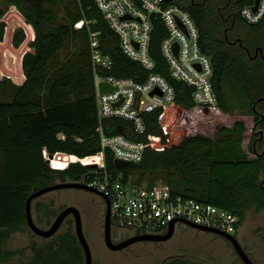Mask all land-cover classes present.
Here are the masks:
<instances>
[{"label": "trees", "instance_id": "trees-1", "mask_svg": "<svg viewBox=\"0 0 264 264\" xmlns=\"http://www.w3.org/2000/svg\"><path fill=\"white\" fill-rule=\"evenodd\" d=\"M170 4L187 11L198 29L199 47L212 65L217 107L195 104L192 89L170 78L160 51L165 29L156 19L149 53L154 72L173 86L176 107L165 128L158 122L160 111L144 113L142 136L135 135L126 121H103L106 135L121 132L146 145L143 159L124 168L116 167L106 151V169L123 182L147 188L162 183L173 195L236 214L242 224L247 210L264 209V112L258 109L264 104V15L255 24L244 20L241 11L252 7L254 0H170ZM11 6L28 31L23 27L4 35L3 19ZM92 32L100 33V48L113 62L110 69L98 70L100 75L145 79L147 72L121 52L117 35L94 0H0V43L8 39L15 51L0 49V72L9 77H0V264L26 250L32 256L24 264H82V250L71 230L40 247L7 250L3 245L26 227L31 194L55 183L80 181L90 168L67 161L100 151L89 47ZM27 42H31L28 51L22 49ZM64 50L69 55L62 59ZM7 54H13L12 67L7 66ZM204 112L216 116L196 117ZM43 150L53 168L44 160ZM52 205H35L38 222L43 218L46 226L51 225L57 216ZM164 264L196 263L176 257Z\"/></svg>", "mask_w": 264, "mask_h": 264}, {"label": "built area", "instance_id": "built-area-1", "mask_svg": "<svg viewBox=\"0 0 264 264\" xmlns=\"http://www.w3.org/2000/svg\"><path fill=\"white\" fill-rule=\"evenodd\" d=\"M94 2L117 35L121 52L138 63L147 72V76L138 82L131 78L100 75L98 70L110 69L113 62L100 48V33H90V58L98 119L96 132L100 151L82 159L76 157L75 161H67V165L79 162L90 168L78 182L107 197L113 228L128 230L135 235H162L168 231L172 221H176L175 226L185 221L236 237L241 226L236 214L210 203L173 195L170 188L162 183L147 188L130 181L123 182L106 169V151L112 155L113 161L119 160L129 165L143 159L146 145L121 132L106 135L103 121H126L135 135L142 136L146 132L144 113L160 111L158 122L165 128L176 107L175 90L164 76L154 72L155 62L149 53L151 32L156 19L161 21L165 29L166 35L160 44V51L167 63L170 78L188 85L192 89L191 99L197 105L215 108L217 97L211 84V62L199 47V32L187 11L166 0ZM151 15H154L153 20ZM241 15L250 24L258 23L264 15V0H259L257 11L246 7ZM82 24V21L77 23L75 28H81ZM101 83L109 85L112 90L101 92ZM57 137L63 139L62 134ZM42 156L52 167L45 150Z\"/></svg>", "mask_w": 264, "mask_h": 264}, {"label": "rangeland", "instance_id": "rangeland-1", "mask_svg": "<svg viewBox=\"0 0 264 264\" xmlns=\"http://www.w3.org/2000/svg\"><path fill=\"white\" fill-rule=\"evenodd\" d=\"M17 12L18 11L13 6L7 10L3 19L6 25L4 35L6 30H11L13 33L14 23H17L23 30L25 28L28 31L27 26L23 24L22 18ZM8 26L9 28H7ZM7 40L8 39L0 43V49L15 52L12 49L13 46L11 45V41L7 43ZM30 43L31 42L25 43L22 49L24 48V50L27 49L28 51ZM12 55L13 54L6 55V63L8 57L11 58L13 63L14 57H12ZM68 55L69 53L66 50L60 53L62 59L66 58ZM0 77L7 76L0 72ZM11 81L16 82L13 79H11ZM241 101L242 100H240L239 106L244 107L245 103ZM235 104L237 107V101ZM258 109L264 112V104L258 105ZM215 116L216 114L210 112L196 115V117L201 119H209ZM137 177V175H134V179ZM50 202L53 203L51 208L56 214L67 207H74L80 212L83 234L90 248L92 264H164L168 259L176 257L183 258L190 263L196 264H243L237 257L231 244L226 240L182 224H177L175 226L174 234L168 241L138 242L121 251H110L105 246L103 239L104 202L97 195L82 190L62 189L53 191L35 199L31 203L32 219L34 223L43 230H47L50 226H46L44 223L45 219L43 218L41 222H38V214L35 205L38 203L48 205ZM54 218L50 220V223L53 222ZM68 230H71L72 233L75 234L72 216L67 217L58 232L49 239L34 235L26 226L23 227L21 231L13 233L4 243L3 248L7 250H18L27 248L30 244H34L37 247L44 246L51 239H57L59 235ZM132 236H135V234L128 230L120 228H112L111 230V239L113 243L122 242ZM236 238L241 247L249 255L253 264H264V209L260 211L249 209L246 211L245 219L236 234ZM31 256L32 252L26 250L23 255L14 257L11 261L4 264H24ZM82 264H85L84 254Z\"/></svg>", "mask_w": 264, "mask_h": 264}, {"label": "water", "instance_id": "water-1", "mask_svg": "<svg viewBox=\"0 0 264 264\" xmlns=\"http://www.w3.org/2000/svg\"><path fill=\"white\" fill-rule=\"evenodd\" d=\"M166 1L169 2L170 0H166ZM258 6H259V0H254V5L252 6V11H254V12L257 11ZM153 18H154V15H151V20H153ZM18 28H20V26L17 23H14V30H16ZM7 63H8L9 67H12L13 63H12V60L10 57L7 58ZM99 89L101 92H110L112 90V87H110L109 85H107L105 83H101L99 85ZM51 157H52V155H51ZM114 165L116 167H119V168H124V167L128 166V163L122 162L119 160H114ZM90 167H93V166H90ZM62 189H76V190L87 191V192H90V193L97 195L98 197H100L103 200L104 205H105L103 239H104L105 246L110 251H113V252L121 251V250H124L125 248L131 246L132 244L138 243V242H165V241H168L174 234L176 221H172L169 225L168 231L162 235H135V236L128 238L127 240H124L122 242L113 243L112 239H111L112 226H111V222H110L109 202H108L107 197L103 193H100V192L96 191L95 189L90 188V187H88L85 184H82L80 182H63V183L52 184L50 186L44 187V188L40 189L39 191L31 194L26 201V223H27L28 228L31 230V232L38 237H41L44 239H49V238L53 237L58 232L59 228L61 227V225L65 221V219L69 216H72L73 220H74L75 236H76L77 241L80 245V248L83 251V254L85 257V264H92L91 252H90L89 245H88V243L85 239V236L83 234L80 212L76 208L67 207V208L63 209L61 212H59L47 230L40 229L33 222V219H32L31 203L35 199H37V198H39V197H41L47 193L57 191V190H62ZM180 222L182 224H184L185 226L191 227L193 229H197V230H200V231H203L206 233L218 234V235L223 236L224 238H226L229 241V243L231 244V246L233 247V249L235 250V252L240 257V259L242 260V262L244 264H253L251 262V260L248 258L247 254L244 252L243 248L241 247V245L238 242L236 237L230 236L228 234H225V233L217 231V230L195 226V225L188 223V222H185V221H180Z\"/></svg>", "mask_w": 264, "mask_h": 264}, {"label": "flooded vegetation", "instance_id": "flooded-vegetation-1", "mask_svg": "<svg viewBox=\"0 0 264 264\" xmlns=\"http://www.w3.org/2000/svg\"><path fill=\"white\" fill-rule=\"evenodd\" d=\"M74 221V220H73ZM34 222V221H33ZM52 224V223H51ZM27 226V225H26ZM28 227V226H27ZM113 228V227H112ZM112 230V229H111ZM16 233V232H15ZM210 234H212V233H210ZM213 235H215V236H217V237H220V238H222V239H224V240H226L227 242H229L226 238H224L223 236H221V235H218V234H213ZM133 237V236H132ZM129 238H131V237H129ZM128 239V238H127ZM244 250V249H243ZM235 251V250H234ZM244 252H245V250H244ZM246 253V252H245ZM237 254V253H236ZM247 254V253H246ZM247 256H248V258H249V255L247 254ZM237 257L240 259V257L237 255ZM250 259V258H249ZM241 260V259H240ZM241 262H242V260H241ZM252 262V261H251ZM243 263V262H242ZM244 264V263H243Z\"/></svg>", "mask_w": 264, "mask_h": 264}, {"label": "crops", "instance_id": "crops-1", "mask_svg": "<svg viewBox=\"0 0 264 264\" xmlns=\"http://www.w3.org/2000/svg\"><path fill=\"white\" fill-rule=\"evenodd\" d=\"M22 83V82H21ZM75 157V156H74Z\"/></svg>", "mask_w": 264, "mask_h": 264}, {"label": "clouds", "instance_id": "clouds-1", "mask_svg": "<svg viewBox=\"0 0 264 264\" xmlns=\"http://www.w3.org/2000/svg\"><path fill=\"white\" fill-rule=\"evenodd\" d=\"M23 82V81H22Z\"/></svg>", "mask_w": 264, "mask_h": 264}]
</instances>
